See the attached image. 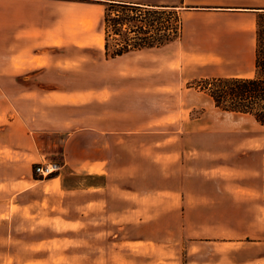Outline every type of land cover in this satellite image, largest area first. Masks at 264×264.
<instances>
[{
  "label": "crops",
  "instance_id": "crops-1",
  "mask_svg": "<svg viewBox=\"0 0 264 264\" xmlns=\"http://www.w3.org/2000/svg\"><path fill=\"white\" fill-rule=\"evenodd\" d=\"M61 1L0 0V101L8 103L6 108L0 109V133L13 135L0 145L4 147L1 157L10 170L9 174L19 175L13 170L23 165L26 173L23 181L27 187H80L72 181L77 180V174L83 175L86 218L90 213L87 209L104 211L109 208L106 199L112 194V187L118 193L112 196L126 204L133 214L137 213L136 198L141 196L138 187L156 189L157 176L163 175L164 185L160 187H166L167 194L179 192L181 196L180 234L181 239L188 240L183 252L186 256L184 264H264L263 161L256 173L234 165L225 171L229 175L224 177L226 182L221 186V166L211 163L205 167L202 164L205 155L200 139L202 125L199 117L190 116V111L201 105L184 99L189 95V88L182 90L178 87L176 91L184 82L183 72L187 66L199 71L193 75L196 78L251 77L254 74L255 21L264 11V0H178L172 4H144L177 9L184 21L186 18L189 31L194 30L190 14L215 13L220 19L218 24L213 27L205 23L202 29L221 33L220 43L227 51L223 60L231 67L225 70V74H217L215 71L219 68H214V72L209 68L201 71L198 63L191 64L181 54L176 65L177 57L165 56L172 48L171 43H166L149 49L152 54L149 59H141L129 52L105 59L99 69L108 71L111 64L117 65L120 71L116 82L101 79L84 91L62 90L55 86V81L61 79L60 70L72 71V63L76 64V60L71 61L70 57L62 60L60 52H75L78 48L75 31L71 33L69 27L61 29L58 10ZM104 1L142 5L134 0ZM184 29L178 47L175 46L179 53L186 51ZM213 45L210 41L205 47L212 49ZM209 60L206 56L201 62ZM145 64L158 68L154 73L149 72L148 77H141L144 72L136 69ZM173 72H177L175 82L163 78L164 74ZM12 80L47 83L44 82L45 86L30 84L17 90H6L1 84V81ZM141 80H148L152 86L136 88L134 84L139 85ZM156 92L164 95L175 92L180 97L174 113L168 114L170 111L167 110L163 117L166 126L176 122L175 130H158L161 125L155 116L140 119L134 101L128 102L126 108L117 105V98L121 95ZM27 103L36 105L24 110ZM131 142L136 145L127 148V159H124L126 145ZM158 146H161L159 153L163 163L161 173L157 170ZM51 150L57 151L58 158L53 160L60 162L59 172L47 180H35L28 170L33 164L46 161ZM142 159L153 164L148 166L147 172H142ZM238 175L247 182L238 185ZM142 176H148V185H141ZM155 176L156 179L151 181ZM56 177H59L57 183ZM44 181L47 183L43 184ZM202 187L205 191L207 187H218L217 198L213 189V198L202 200L199 196L204 190ZM220 187H225L227 198H221ZM126 220L136 221L134 216ZM133 252L149 256L146 264H158L151 259L156 251ZM165 259L168 264V255Z\"/></svg>",
  "mask_w": 264,
  "mask_h": 264
},
{
  "label": "rangeland",
  "instance_id": "rangeland-1",
  "mask_svg": "<svg viewBox=\"0 0 264 264\" xmlns=\"http://www.w3.org/2000/svg\"><path fill=\"white\" fill-rule=\"evenodd\" d=\"M134 2L142 4L136 5L146 7L144 4L166 2L172 4L177 3L178 0H134ZM105 7L104 2L95 0H62L60 2L58 10L61 15V29L63 31L69 27L71 33L75 31L78 48L75 52L64 50L60 52L62 60H68L70 57L71 61L76 60V64L72 63V71L60 70L61 79L55 81V86L62 90L84 91L89 86L98 84L101 79L116 82L117 72L120 71L117 65L111 64L108 71L102 72L99 69L100 64L105 59H110L114 49L117 48L112 37H109L107 49L104 48V35L99 24ZM141 9L140 19H143L142 22L146 24V33L136 31V25L141 23L137 20L136 14L131 11L122 12L121 16L127 19L122 26L120 36H117V43H119L118 47L125 42L130 43L128 49H124L122 53L129 52L141 59H149L152 55L149 49L153 47H141L137 43L140 37L154 36L157 30L154 26H147L153 17L145 14L144 8ZM168 9L175 13L173 12L169 19L164 16L161 22L169 29L175 21L174 15H179L181 31L185 28L186 51L179 53V49H175V46L178 47L180 43L178 37L167 42L171 43L172 48L165 53V56L167 58L177 57L176 65H178V55L181 54V57L190 61L191 64L198 63L201 71L203 68L212 70L219 68L215 72L225 74V70L230 68L231 64L223 60L227 51L221 46V33L217 30L204 31L202 29L205 23L215 27L220 21L219 16L215 13H192L189 19L190 24H194V30L189 31L186 18L184 21L177 9ZM128 27L134 31H130ZM210 41L214 44L212 49L205 47V44ZM206 56L211 61L201 62ZM156 68L158 67L145 64L135 69L144 72L141 77H148V73H154ZM212 70L210 72H214ZM198 72L195 68L187 66L183 72L184 82L177 86L176 91L178 92V87L182 90L189 88V95L184 99L193 103L198 102L201 105L193 108L190 116L199 117L202 125L200 139H202V151L205 153L202 164L205 167L210 166L211 163L221 166L220 183L223 186L226 182L224 177L229 175L225 171L230 170L234 165L238 168H248L256 173L260 162L263 161L264 125L259 124L250 115L226 112L215 107L211 97L199 88L203 85L204 79L211 77H194L193 75ZM176 75L177 72L164 74L163 78H169L175 82ZM44 82L41 80H12L1 81V84L6 90H17L30 84H44L45 86L47 82ZM134 86L143 89V87L150 88L152 84L150 85L148 80H141L139 85L135 83ZM173 87H175L174 83ZM117 99V105L119 104V107L124 105L123 108L127 107L128 102L134 101L140 119L150 116L158 118L160 123L158 125H161L158 130H175L177 126L176 122L167 126L163 122L165 111L169 110L168 114L172 115L179 105L180 97L175 92H169L167 95L161 92L138 96L121 95ZM6 103L4 100L0 101V109L6 108ZM35 105L36 103H27L23 107L26 110L34 108ZM70 113H72L71 109ZM12 136L0 133V142L8 141ZM134 145L136 144L132 142L126 145L124 159H127V148L130 149ZM3 148L0 145V264H136L140 262L146 264L149 256L140 255L138 252L135 254L133 250L141 251L142 254L149 250L156 251V254L151 255V259L158 264H165L166 255H168V264H184L186 256L183 252L188 240L181 239L180 234L181 196L179 192L173 195L167 194L166 187H160L164 185L163 175L158 174L156 189L148 190L149 187H138L141 190V196L136 198L137 213L133 214L130 209L126 208V204L112 196V194L118 195L116 188L112 187V194L106 199V202L109 200V208L104 211L97 208L87 209L90 213L86 218L83 175L77 174V180L72 181L80 187H46V185L27 187L23 181L26 174L23 165L13 170L19 175L9 174L8 166L2 162ZM160 148L161 146H158L157 170L159 173L163 169V163L160 161ZM56 152V150H51L46 159H57ZM150 164L153 165L142 159L140 163L142 172H147ZM33 167L34 164L28 171H31L35 180L49 179L39 178L33 173ZM153 178L156 179V176L151 177V181ZM229 178L231 179L230 176ZM58 181L59 177H56L55 183ZM231 182L234 183V181ZM245 182L247 181L242 175L237 176L238 185ZM46 183L44 181L43 184ZM140 183L142 186L148 185V176H142ZM220 188L222 189L221 198H227L226 193L228 192H224L225 187ZM213 189L215 198H217L216 189L218 187H207V191L202 187L199 193L200 198L204 201L211 200ZM132 216L136 221L127 222L126 219ZM171 261L173 262L170 263Z\"/></svg>",
  "mask_w": 264,
  "mask_h": 264
},
{
  "label": "trees",
  "instance_id": "trees-1",
  "mask_svg": "<svg viewBox=\"0 0 264 264\" xmlns=\"http://www.w3.org/2000/svg\"><path fill=\"white\" fill-rule=\"evenodd\" d=\"M106 5L99 28L102 29L104 35V48L107 49L109 37L116 42L117 48L114 49L111 57L120 55L124 49H128L130 43H124L119 46L117 36H120L122 26L127 18L121 16L122 12L131 11L136 14L140 24L136 25V31L145 32L146 24L140 19L141 8H144L145 14L153 17L147 26H154L157 30L154 36L140 37L137 43L141 47H155L163 45L180 36L181 18L174 15L175 21L168 29L163 25L161 20L164 16L167 19L173 15L172 11H168L171 7L146 6L141 7L136 4H130L119 1H101ZM175 13V12H174ZM125 20V21H124ZM130 31L131 27H128ZM163 30V33H161ZM146 33V32H145ZM255 58H254V74L251 77H235V76H218L204 79L200 90L205 91L212 99L215 107L231 113L247 114L252 116L259 124L264 125V11L259 13L255 21ZM263 176H264V154H263Z\"/></svg>",
  "mask_w": 264,
  "mask_h": 264
},
{
  "label": "built area",
  "instance_id": "built-area-1",
  "mask_svg": "<svg viewBox=\"0 0 264 264\" xmlns=\"http://www.w3.org/2000/svg\"><path fill=\"white\" fill-rule=\"evenodd\" d=\"M61 164L57 160H48L44 162H38L34 164V173L39 178H47L55 175L59 172Z\"/></svg>",
  "mask_w": 264,
  "mask_h": 264
}]
</instances>
